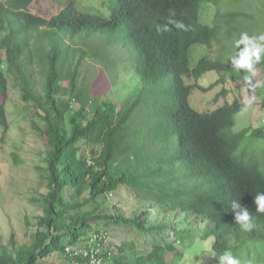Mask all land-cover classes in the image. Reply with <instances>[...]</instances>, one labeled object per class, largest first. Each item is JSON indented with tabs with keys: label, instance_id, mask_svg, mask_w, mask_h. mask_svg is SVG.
Returning <instances> with one entry per match:
<instances>
[{
	"label": "trees",
	"instance_id": "obj_1",
	"mask_svg": "<svg viewBox=\"0 0 264 264\" xmlns=\"http://www.w3.org/2000/svg\"><path fill=\"white\" fill-rule=\"evenodd\" d=\"M38 1L0 0L1 143L13 73L46 147L47 190L35 199L43 215L30 243H0V264L55 254L90 264L69 247H99L102 264H220L225 252L264 264L254 202L264 193V131H234L246 106L233 84L251 86L231 63L242 33L264 35V11L247 16L251 0H91L87 11L84 0H53L61 10L45 18L31 8ZM203 7L214 26L202 22ZM215 43L217 57L197 56ZM255 67L253 84L264 83V54ZM209 74L218 78L206 87ZM221 85L223 105L192 108L196 92ZM242 210L250 230L235 222Z\"/></svg>",
	"mask_w": 264,
	"mask_h": 264
},
{
	"label": "rangeland",
	"instance_id": "obj_2",
	"mask_svg": "<svg viewBox=\"0 0 264 264\" xmlns=\"http://www.w3.org/2000/svg\"><path fill=\"white\" fill-rule=\"evenodd\" d=\"M91 0H84L81 3V9L87 11L90 7ZM97 5V2H93ZM209 5H205L207 7ZM203 7L202 22L208 23L211 27L214 26V13L209 12ZM34 12L47 18L56 15L60 12L61 6L53 0H39L31 7ZM246 14V13H245ZM253 18L257 13L252 12ZM219 45L214 44L212 49L199 48L196 51L197 56L211 55L217 57ZM207 80L202 83L208 87L211 83L217 80L216 74H209ZM235 90L240 91L241 88L236 87ZM232 87V88H233ZM225 88L224 85L217 87L210 92H196L192 96L191 106L199 112L213 111L225 103L222 97L216 101L215 98ZM261 92V90H260ZM238 98L240 93L236 95ZM244 102L247 97L243 94ZM29 104L22 99L20 84L16 80L15 74L12 73L9 79V96L7 98V112L9 114L11 130L6 135L5 141L1 140L5 137V130L0 129V243L8 244L14 238L20 244H28L31 241L30 235L35 226L36 218L43 215V207L39 200V193L46 192V187L43 183V168L46 163L45 144L39 135L35 133L31 127V114L29 112ZM253 126L255 130L264 131V103L258 102L251 106H247L236 117V126L234 131L241 132L248 126ZM249 138L246 141H250ZM261 141V140H260ZM264 143H259L258 146H263ZM260 152H264L260 148ZM119 200L112 199V204H116ZM29 222L30 228L27 223ZM127 234L121 236V240ZM119 241V236L115 238V243ZM82 241L78 242L77 246L82 245ZM41 264H65L63 257L55 254L48 259L42 261ZM107 264V262H106Z\"/></svg>",
	"mask_w": 264,
	"mask_h": 264
},
{
	"label": "clouds",
	"instance_id": "obj_3",
	"mask_svg": "<svg viewBox=\"0 0 264 264\" xmlns=\"http://www.w3.org/2000/svg\"><path fill=\"white\" fill-rule=\"evenodd\" d=\"M251 1L253 7L252 12L264 11V7H263L264 0H251ZM175 23L177 28L187 30V26L184 25L182 21ZM164 30H167L166 26ZM234 43L236 48H239L241 44L244 47L240 49V51L231 58V63L233 65V68L237 72L240 69H243L245 71L246 75L243 77V79L246 84L251 86L244 89L241 86H238L239 88H241V91H243V94L247 97L246 102H244L245 100L244 98H241L242 102L245 104V106L247 105L251 107L254 103L258 102V100L263 104L264 103L263 88L257 89V87L264 86V83L253 84V77L256 76L257 74L255 65L260 63L262 59V54H264V35H260L259 37L256 36L250 37L247 33H242L240 39L236 40ZM245 108L246 107H244V109ZM254 202L257 206L256 210L259 212H264V193L258 194L255 197ZM234 207H239V205L234 204ZM250 221L251 218L247 210H242L237 213L235 222L239 224L242 227V229L250 230L253 227ZM220 264H240V261L234 258L231 252H225L220 257Z\"/></svg>",
	"mask_w": 264,
	"mask_h": 264
},
{
	"label": "built area",
	"instance_id": "obj_4",
	"mask_svg": "<svg viewBox=\"0 0 264 264\" xmlns=\"http://www.w3.org/2000/svg\"><path fill=\"white\" fill-rule=\"evenodd\" d=\"M97 236H93L91 242L97 241ZM75 254H73V249L71 247L67 248V253L75 256H82L84 255L85 258H88L90 256V264H102V258H101V249L94 248L92 251L83 250L81 248L75 249Z\"/></svg>",
	"mask_w": 264,
	"mask_h": 264
}]
</instances>
